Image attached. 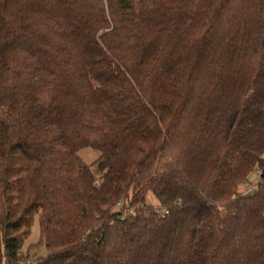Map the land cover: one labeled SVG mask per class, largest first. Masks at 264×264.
<instances>
[{
    "label": "trees",
    "instance_id": "trees-1",
    "mask_svg": "<svg viewBox=\"0 0 264 264\" xmlns=\"http://www.w3.org/2000/svg\"><path fill=\"white\" fill-rule=\"evenodd\" d=\"M37 216L39 264H264V0H0V264Z\"/></svg>",
    "mask_w": 264,
    "mask_h": 264
},
{
    "label": "rangeland",
    "instance_id": "rangeland-1",
    "mask_svg": "<svg viewBox=\"0 0 264 264\" xmlns=\"http://www.w3.org/2000/svg\"><path fill=\"white\" fill-rule=\"evenodd\" d=\"M81 159L87 164H93L97 158L99 157V152L92 150V149H85L80 152ZM258 183V179L253 176L251 180V184L254 186ZM250 185L243 188V192L247 193L250 191ZM147 205L150 206H158V202L152 195H149L147 198ZM41 229L39 224L38 216L34 219L32 231L30 238L26 241V244L23 248V255L25 256L24 259L28 257V262L30 264H39L40 262L44 261L48 258L50 252L48 249L43 246L41 243ZM27 256V257H26ZM23 259V260H24Z\"/></svg>",
    "mask_w": 264,
    "mask_h": 264
},
{
    "label": "built area",
    "instance_id": "built-area-1",
    "mask_svg": "<svg viewBox=\"0 0 264 264\" xmlns=\"http://www.w3.org/2000/svg\"><path fill=\"white\" fill-rule=\"evenodd\" d=\"M254 176L258 179V183L256 185H252L251 183L248 184L247 186L250 185V191H248L247 193L245 192V194H252L258 187L259 183H260V180H261V177H262V172L261 170H257L255 173H254ZM155 212L156 214L158 215V217L160 219H164L167 215H168V211L166 209H163V208H160V207H156L155 208ZM134 213V210H130V211H127V215H130V214H133Z\"/></svg>",
    "mask_w": 264,
    "mask_h": 264
},
{
    "label": "bare ground",
    "instance_id": "bare-ground-1",
    "mask_svg": "<svg viewBox=\"0 0 264 264\" xmlns=\"http://www.w3.org/2000/svg\"><path fill=\"white\" fill-rule=\"evenodd\" d=\"M28 264H30V263H28Z\"/></svg>",
    "mask_w": 264,
    "mask_h": 264
}]
</instances>
